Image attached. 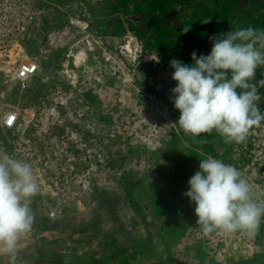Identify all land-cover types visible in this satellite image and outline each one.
<instances>
[{
    "label": "rangeland",
    "instance_id": "rangeland-1",
    "mask_svg": "<svg viewBox=\"0 0 264 264\" xmlns=\"http://www.w3.org/2000/svg\"><path fill=\"white\" fill-rule=\"evenodd\" d=\"M34 1L36 22L21 45L38 73L27 87L4 85L0 100V125L7 111L19 116L15 130L0 126V150L30 163L40 183L14 264H264V217L254 234H204L183 195L210 155L236 167L264 204V121L243 143L215 130L185 134L169 63L207 55L211 36L264 29V0ZM261 79L264 66L252 81L264 113ZM91 230L95 240L78 241ZM0 264L11 257L0 255Z\"/></svg>",
    "mask_w": 264,
    "mask_h": 264
},
{
    "label": "clouds",
    "instance_id": "clouds-1",
    "mask_svg": "<svg viewBox=\"0 0 264 264\" xmlns=\"http://www.w3.org/2000/svg\"><path fill=\"white\" fill-rule=\"evenodd\" d=\"M205 20L203 23H208ZM191 26L182 28V33ZM207 55L193 51L191 64L172 59V103L179 110V127L193 137L215 130L226 143H243L250 129L264 121L257 101L255 80L264 66V29L253 26L209 37ZM264 87V79L258 81ZM239 89V91H238ZM250 186L234 166L207 156L199 159V170L188 180L183 193L195 205L196 224L204 234L214 230L254 234L264 217V204L250 196ZM40 192V183L30 163L0 150V255L12 264L21 238L35 220L31 200Z\"/></svg>",
    "mask_w": 264,
    "mask_h": 264
},
{
    "label": "built area",
    "instance_id": "built-area-1",
    "mask_svg": "<svg viewBox=\"0 0 264 264\" xmlns=\"http://www.w3.org/2000/svg\"><path fill=\"white\" fill-rule=\"evenodd\" d=\"M32 1L34 0H0V100L5 96L4 85L14 82L23 88L27 87L39 70L36 59L21 61L15 66L11 64L15 46L23 48V37L34 28L37 15L31 5ZM18 117L17 111H7L2 116L1 128L15 130Z\"/></svg>",
    "mask_w": 264,
    "mask_h": 264
},
{
    "label": "trees",
    "instance_id": "trees-1",
    "mask_svg": "<svg viewBox=\"0 0 264 264\" xmlns=\"http://www.w3.org/2000/svg\"><path fill=\"white\" fill-rule=\"evenodd\" d=\"M127 189V198H128V201H129V204L137 209L138 208V205H137V202H136V199L134 198L131 190H132V186H127L125 187ZM91 227V226H90ZM36 232L38 233H43L45 231H50L53 232L54 230L53 229H50V227L48 228H45L43 226H40V225H37L36 228H35ZM71 231V230H70ZM73 231V230H72ZM97 235H95L94 231H88L86 233H81V236L79 237L78 241L79 242H89V241H92V240H95V238ZM102 237H99L100 240H102L105 245L113 250L115 253L119 254L123 251V249L117 244V242L113 239H108V240H103L101 239Z\"/></svg>",
    "mask_w": 264,
    "mask_h": 264
},
{
    "label": "bare ground",
    "instance_id": "bare-ground-1",
    "mask_svg": "<svg viewBox=\"0 0 264 264\" xmlns=\"http://www.w3.org/2000/svg\"><path fill=\"white\" fill-rule=\"evenodd\" d=\"M20 47V46H19ZM127 50V52H130L131 51V49H130V46H128V48L126 49ZM133 50V49H132ZM20 51V53H22V55L21 54H19V59L18 60H15V59H13V56H12V61H11V64L12 65H16V64H18V63H20L21 61H26V60H28V61H35V59H33L32 57H30L28 54H26V53H24V52H22L23 51V49L21 50V48H20V50H18V45H16L15 46V52H19ZM22 58H21V57Z\"/></svg>",
    "mask_w": 264,
    "mask_h": 264
}]
</instances>
